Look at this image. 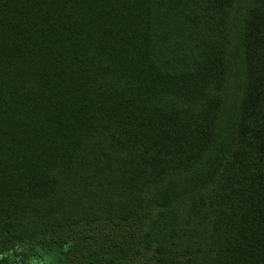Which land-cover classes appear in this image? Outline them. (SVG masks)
Wrapping results in <instances>:
<instances>
[{"label": "trees", "instance_id": "16d2710c", "mask_svg": "<svg viewBox=\"0 0 264 264\" xmlns=\"http://www.w3.org/2000/svg\"><path fill=\"white\" fill-rule=\"evenodd\" d=\"M149 205L157 264H264V0H0L2 243Z\"/></svg>", "mask_w": 264, "mask_h": 264}, {"label": "rangeland", "instance_id": "374dc122", "mask_svg": "<svg viewBox=\"0 0 264 264\" xmlns=\"http://www.w3.org/2000/svg\"><path fill=\"white\" fill-rule=\"evenodd\" d=\"M155 216L149 205L137 218L120 226L107 222L80 224L65 234L42 237L33 246L8 249L0 239V264H92L89 254L100 257L119 254L124 264H157L151 255L139 252L140 234ZM65 242H68L65 245Z\"/></svg>", "mask_w": 264, "mask_h": 264}]
</instances>
